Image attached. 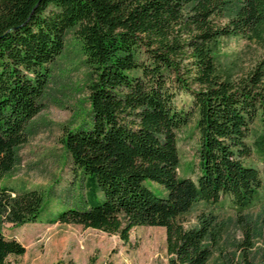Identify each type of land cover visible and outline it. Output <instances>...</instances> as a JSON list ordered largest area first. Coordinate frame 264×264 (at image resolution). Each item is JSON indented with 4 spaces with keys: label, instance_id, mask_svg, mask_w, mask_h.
Listing matches in <instances>:
<instances>
[{
    "label": "trees",
    "instance_id": "trees-1",
    "mask_svg": "<svg viewBox=\"0 0 264 264\" xmlns=\"http://www.w3.org/2000/svg\"><path fill=\"white\" fill-rule=\"evenodd\" d=\"M71 28L94 75L89 117L63 138L85 193L81 208L53 222L124 242L135 226H161L167 264H209L229 208L244 227L249 261L253 232L245 213L264 198L252 160H264V57L230 79L219 72L216 50L225 38L263 44L264 0H0V264L26 252L3 233L2 219L34 223L48 204L41 190L17 193L1 181L41 110L51 64ZM183 93L190 101L179 107ZM195 117L196 179L179 175L178 145ZM191 213L196 224L187 225Z\"/></svg>",
    "mask_w": 264,
    "mask_h": 264
},
{
    "label": "rangeland",
    "instance_id": "rangeland-1",
    "mask_svg": "<svg viewBox=\"0 0 264 264\" xmlns=\"http://www.w3.org/2000/svg\"><path fill=\"white\" fill-rule=\"evenodd\" d=\"M75 31L76 28L68 30L63 52L51 64L49 83L40 99L41 110L28 123L27 139L17 148L16 162L1 181L2 186L17 193L41 190L48 200L45 211L34 223L17 226L2 219L6 237L15 238L26 247L23 255H10L8 264H167L164 227L135 226L130 241L124 242L117 234L52 220L67 208H81L85 193L84 183L63 144L66 131L89 117V83L94 77ZM216 53L219 72L236 79L264 57V42L225 38L219 42ZM189 101V96L183 93L177 103L181 107ZM255 127L261 129L259 123ZM178 145L179 175L196 179L199 174L197 117L179 132ZM252 160L264 178V160L257 155ZM147 184L156 193L165 195L156 182ZM221 216L225 227L212 249L209 264H263L264 198L245 213L253 232L249 261L244 260L241 249L245 238L243 225L229 208ZM184 219L187 225L196 224L195 213Z\"/></svg>",
    "mask_w": 264,
    "mask_h": 264
}]
</instances>
